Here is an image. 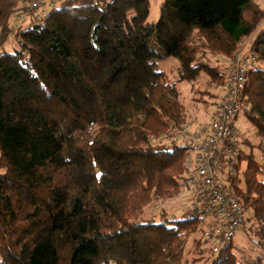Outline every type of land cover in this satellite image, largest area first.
<instances>
[{
  "label": "trees",
  "instance_id": "1",
  "mask_svg": "<svg viewBox=\"0 0 264 264\" xmlns=\"http://www.w3.org/2000/svg\"><path fill=\"white\" fill-rule=\"evenodd\" d=\"M20 1L0 0V48ZM149 3L67 1L0 51V264H186L190 241L205 264H264V27L236 190L254 258L234 243L215 255L201 219L157 211L184 188V149L150 144L183 119L179 84L219 89L208 51L235 53L264 13L247 21L250 0H163L155 23ZM170 59L173 81L159 67Z\"/></svg>",
  "mask_w": 264,
  "mask_h": 264
},
{
  "label": "built area",
  "instance_id": "2",
  "mask_svg": "<svg viewBox=\"0 0 264 264\" xmlns=\"http://www.w3.org/2000/svg\"><path fill=\"white\" fill-rule=\"evenodd\" d=\"M21 1L25 10L19 14V21L30 19L42 24L50 10L74 0ZM238 45L223 69L221 93L209 123L193 131L183 127L166 145L193 154L184 176L189 198L185 215L202 220L203 237L215 255L233 243L246 222V211L236 191L244 187L245 171L240 161L243 143L237 123L251 110L248 75L259 61L252 51V41L242 39Z\"/></svg>",
  "mask_w": 264,
  "mask_h": 264
},
{
  "label": "rangeland",
  "instance_id": "3",
  "mask_svg": "<svg viewBox=\"0 0 264 264\" xmlns=\"http://www.w3.org/2000/svg\"><path fill=\"white\" fill-rule=\"evenodd\" d=\"M21 4L22 1H20L19 5ZM149 4L151 10L150 16H148L149 21L156 23L159 19L158 15L160 13V5H161L160 0H150ZM250 6H251L250 10L246 12L247 21L252 20L255 11H260L264 13V0H250ZM31 21L32 20L30 19H25V21L20 22L19 14L15 15L14 19L12 20L13 32H11V35L9 36L6 45H4L3 48H0V51L3 49L13 50L16 47V41L14 39L16 33L22 27L25 28L26 26H28ZM263 27H264V16L255 33L245 40L252 41L253 43L255 39L254 37H256V35ZM200 37L201 36L198 33L195 34V38L197 40L200 39ZM238 49H239V45H238ZM208 52H209L208 58L211 60V62H213L215 65H219L220 67L222 66L225 67L227 65L226 63L229 62V60L232 58L234 54V52H232L227 56L221 51L213 50ZM212 52L214 54H212ZM177 66H178V62L175 59H170L163 62L159 67L163 70L165 69V71L169 74V79L173 81L177 77V71H176ZM178 88L181 91V100L184 105V114L182 116L183 119H180L179 122H176L177 124L171 123L163 131L151 135L152 143L150 144L151 145L153 144V146L165 147L166 145L169 144L168 142L170 138H174L175 135L179 134L180 130L183 127L186 128L189 127V129L193 131L204 125H207L211 120L216 102L219 99L221 93L220 92L221 87L218 89L215 85H212V83H210V79L206 77L204 79H200L198 82H195L193 84L187 82L181 83L179 84ZM237 127L240 130V133L243 135L245 134L248 135L249 132H254V128L249 123V121H247L244 118V116H241L239 118ZM175 155L177 156L176 158L178 160V168H180L182 172L184 171V176H185L186 165L187 163L190 162L193 154L192 152H188V150L184 149L180 152H177V154ZM245 164H246L245 162L241 164L243 170L246 169L247 165ZM179 193H177V195H175V197L171 199L160 201L159 205L156 206L157 211L160 212L164 210L167 213H171L177 216L185 215V212L188 210L189 207L188 192L185 191L183 188ZM154 212L155 210L153 208H150L149 210L146 211L145 214L154 215ZM251 238L252 236L245 233L243 228V231L236 237L233 243L235 244L236 247L240 248L242 252L244 251V253H246L248 256L254 258L257 255L256 253L257 249L254 248V246L252 245ZM197 255L198 252L195 251V247L190 241L183 262H186V264H205L204 262L199 260L200 257Z\"/></svg>",
  "mask_w": 264,
  "mask_h": 264
},
{
  "label": "crops",
  "instance_id": "4",
  "mask_svg": "<svg viewBox=\"0 0 264 264\" xmlns=\"http://www.w3.org/2000/svg\"><path fill=\"white\" fill-rule=\"evenodd\" d=\"M163 0H160V3H162ZM222 68L224 69V67L222 66Z\"/></svg>",
  "mask_w": 264,
  "mask_h": 264
},
{
  "label": "bare ground",
  "instance_id": "5",
  "mask_svg": "<svg viewBox=\"0 0 264 264\" xmlns=\"http://www.w3.org/2000/svg\"><path fill=\"white\" fill-rule=\"evenodd\" d=\"M25 8V7H24ZM24 11V10H23Z\"/></svg>",
  "mask_w": 264,
  "mask_h": 264
}]
</instances>
